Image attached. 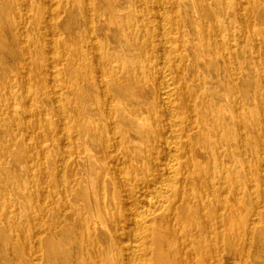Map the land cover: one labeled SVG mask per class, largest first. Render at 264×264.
Instances as JSON below:
<instances>
[{
    "label": "bare ground",
    "instance_id": "6f19581e",
    "mask_svg": "<svg viewBox=\"0 0 264 264\" xmlns=\"http://www.w3.org/2000/svg\"><path fill=\"white\" fill-rule=\"evenodd\" d=\"M0 264H264V0H0Z\"/></svg>",
    "mask_w": 264,
    "mask_h": 264
},
{
    "label": "rangeland",
    "instance_id": "374dc122",
    "mask_svg": "<svg viewBox=\"0 0 264 264\" xmlns=\"http://www.w3.org/2000/svg\"><path fill=\"white\" fill-rule=\"evenodd\" d=\"M16 259H21V256L18 254V255H16Z\"/></svg>",
    "mask_w": 264,
    "mask_h": 264
}]
</instances>
